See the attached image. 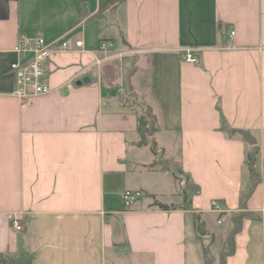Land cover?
Returning a JSON list of instances; mask_svg holds the SVG:
<instances>
[{"label":"crops","instance_id":"obj_1","mask_svg":"<svg viewBox=\"0 0 264 264\" xmlns=\"http://www.w3.org/2000/svg\"><path fill=\"white\" fill-rule=\"evenodd\" d=\"M38 33L83 46L55 52L52 92L22 102L14 47ZM147 107L158 129L139 144ZM254 146L261 180L247 207L261 219H244L226 264H264V0H0L1 252L27 250L32 264H205L194 212L214 251L252 185ZM177 168L198 187L189 208ZM126 190L143 195L126 207Z\"/></svg>","mask_w":264,"mask_h":264},{"label":"built area","instance_id":"obj_2","mask_svg":"<svg viewBox=\"0 0 264 264\" xmlns=\"http://www.w3.org/2000/svg\"><path fill=\"white\" fill-rule=\"evenodd\" d=\"M235 35V31H232ZM113 45L110 41H103L100 44L101 50L108 49ZM74 46H83L82 40H75L71 35H66L58 40L49 41L43 33L35 35L21 34L14 47L18 54L17 61L13 62L11 70L14 75V90L12 94L22 102H27L32 97L47 95L52 92L50 85V62L55 52H66L74 49ZM184 57L192 63H200L198 52L193 49L185 51ZM142 191L126 190L123 192V199L126 207L132 206L141 196ZM214 210L220 211V203L212 201ZM14 227L22 228L18 218L13 214H7ZM219 223L222 222L220 218Z\"/></svg>","mask_w":264,"mask_h":264},{"label":"trees","instance_id":"obj_3","mask_svg":"<svg viewBox=\"0 0 264 264\" xmlns=\"http://www.w3.org/2000/svg\"><path fill=\"white\" fill-rule=\"evenodd\" d=\"M85 13L86 12L83 9V14ZM146 113H147L145 116L146 124L140 123V127H139L140 133L142 134V140L139 142V144L147 143L146 135L153 134L158 129L156 116L153 114L152 109L150 107L146 108ZM222 128L228 131L229 133L235 132V130L230 127L227 119L224 116H222ZM151 148L155 153L158 152V145L155 140L152 141ZM258 153H259V147L254 146L253 150L248 152L247 154L246 163L250 170L252 185L247 192L241 193L240 208L238 211L233 212L231 214L230 225H229L226 237L222 241V245L220 248V258H221V261H223V264H226L227 257L229 255H232L235 252V236L241 230L244 219L245 218L261 219L260 214L249 210L247 207V200L249 196L252 194L255 187L261 180L260 173L258 172L255 166ZM175 176L178 179L184 181V187H183L184 206L189 208L190 203H191L190 202V189L193 188V191L195 192L198 190V187H195L194 185L192 186L190 184L189 175L186 174L180 168H177V170L175 171ZM156 204L163 209H171L173 207H176L175 205H168L162 202H157ZM194 219H195V225L198 230V236L204 239L203 245H204V254H205V264H219L215 260L214 258L215 256L211 249V245L214 241V235L206 231L205 224H204V221L202 220V216L200 212H194ZM34 258H35V255L32 252H29L27 250H21L16 254H8V253H4L0 251V264H32L34 261Z\"/></svg>","mask_w":264,"mask_h":264},{"label":"rangeland","instance_id":"obj_4","mask_svg":"<svg viewBox=\"0 0 264 264\" xmlns=\"http://www.w3.org/2000/svg\"><path fill=\"white\" fill-rule=\"evenodd\" d=\"M222 242H219L217 247L214 248L213 254H214V258L215 260L219 263V264H223V261H221L220 258V248H221ZM220 258V259H219Z\"/></svg>","mask_w":264,"mask_h":264},{"label":"water","instance_id":"obj_5","mask_svg":"<svg viewBox=\"0 0 264 264\" xmlns=\"http://www.w3.org/2000/svg\"><path fill=\"white\" fill-rule=\"evenodd\" d=\"M240 133L243 135V137L250 143V144H255L256 139L250 134V132L241 130Z\"/></svg>","mask_w":264,"mask_h":264}]
</instances>
